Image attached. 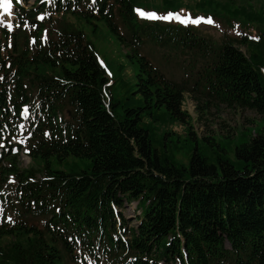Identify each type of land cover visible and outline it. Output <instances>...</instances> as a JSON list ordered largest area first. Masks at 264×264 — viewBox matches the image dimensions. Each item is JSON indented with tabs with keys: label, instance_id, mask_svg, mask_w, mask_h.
Masks as SVG:
<instances>
[{
	"label": "trees",
	"instance_id": "1",
	"mask_svg": "<svg viewBox=\"0 0 264 264\" xmlns=\"http://www.w3.org/2000/svg\"><path fill=\"white\" fill-rule=\"evenodd\" d=\"M40 1L18 6L15 18L43 13ZM134 4L54 3L93 35L95 22H102L128 49L124 58L133 81L123 79L118 65L110 83L83 28L61 26L30 55H14V44L5 55L0 39V73L12 77L10 86L0 85V139L16 130L21 107L34 105L29 154L39 162L19 170L14 157L9 168H0L1 185L8 173L16 179L9 199L18 215V221L0 225V264H62L63 253L73 258L76 245L110 264H264V129L235 146L233 162L220 154L209 162L195 149L183 164L154 149L145 127L147 119L181 122L194 139L182 109L185 93L253 110L264 120V36L244 34L216 44L191 27L141 21ZM238 15L264 21V13ZM147 43L179 53L182 61L191 56L199 67L188 79H169L142 55ZM117 82L121 98L112 92ZM62 114L69 116L62 120ZM205 141L215 144L212 137ZM68 158L87 160L88 167L76 170L73 163L69 173L52 168V160L62 164ZM131 202L139 210L134 226L123 215ZM30 219L44 222L39 227Z\"/></svg>",
	"mask_w": 264,
	"mask_h": 264
},
{
	"label": "rangeland",
	"instance_id": "2",
	"mask_svg": "<svg viewBox=\"0 0 264 264\" xmlns=\"http://www.w3.org/2000/svg\"><path fill=\"white\" fill-rule=\"evenodd\" d=\"M202 1L173 0V5L169 6L165 4L166 2L164 0H135V5L141 11L156 13L157 18L146 17L148 19L158 20L164 24L191 26L200 36L208 38L217 44L224 38L228 39V41L239 38L237 33L240 32L264 36V21L257 22L249 20L243 15H238L242 13L256 16L262 15L264 13V0H211L210 4L201 5ZM10 2L11 8L8 13H4L0 9V26L8 30L6 37L0 32V39L5 41L3 42L4 44L7 43V46L4 47L5 55H8L12 50V44H14V55H17L20 50H26L27 54H32L41 42L50 38L48 32L53 31L54 27L58 26H64L65 28L68 26L76 29L83 28L90 37L89 28L83 22L74 18V16L53 14L54 7L52 0L41 1L47 4L48 9L43 14L44 16L39 18L46 20L51 16L52 21L47 23V28L38 36L37 26L28 20L16 24L18 20H14V16L12 15L14 14L13 0H10ZM18 3H21V0ZM31 3L32 0H28L27 4L23 2V6L28 8ZM167 13L178 14L181 19H194L196 17L211 18L213 24L205 23L203 19L199 24H192L190 21L185 24L176 18L168 20L159 18ZM253 19L256 20L257 18ZM117 23L120 25L119 22ZM121 31L125 34L122 27ZM10 34H13V36ZM95 42V50L108 62V67H111L110 69L108 68L111 73V76L108 78L112 79L113 74L116 75L120 69L118 65H121L123 68L121 73L123 79L133 81L132 67L124 58V53L128 49L123 46L120 47L119 42L106 29L99 28ZM239 47L247 54L246 47ZM142 53L164 73L168 74L169 76L167 77L169 79L176 81H181L182 79H174L172 77L184 76V78H188L193 65L199 63L197 60L194 62L193 58L187 55L186 57L184 56V61H182L181 56L178 55L179 53L168 52L149 43L142 49ZM11 80V74L4 75L0 73V85L8 87L11 85ZM119 83L117 82V85H114L112 89L113 95L117 98H121L122 96V90H120L122 84L120 85ZM127 101L128 99L124 97V102ZM184 101L185 108L183 106L182 109L190 116L188 121L192 126L191 132L197 140H194L195 138L193 139L188 135L189 125H185V123L167 122L166 124L164 120L151 122L150 119H147L145 122V127L149 131L153 148L159 153L165 154L171 161L176 163L187 164L190 155L195 149L205 156L209 162L215 163V158L218 154L224 155L230 162H233L235 160V146L248 141L251 137L250 135L255 136L257 132L264 129V120L253 110L229 107L226 103L200 94L190 95L189 93H185ZM66 118H68V115L62 114V119ZM21 119L22 124L18 127L16 135L6 139L7 141L0 140V145L3 146L2 150H0V168L4 170L11 166L14 157H16V167L19 170L38 167L39 162L37 160H32L29 154L25 155V152H28L30 135L28 119L26 118L24 110L21 113ZM165 132H169L171 135L165 137ZM211 137L214 139V145H212L213 140L212 143L205 141ZM73 163L77 165L76 170H83L88 167L87 160L68 158L62 164L52 160V168L69 173L73 168ZM14 184L15 179L12 175H8L6 184L2 186L6 189L7 195L10 194ZM136 204L134 202L126 204L123 209V215L126 221H128V226L135 225V218L139 213ZM17 218L16 209L0 200V223ZM30 222L36 223L41 227L43 219H30ZM3 242L5 243L6 241L3 240ZM74 254L76 261L73 262L64 258L62 264H110L108 258L102 254H98L96 258H92L81 247L75 250Z\"/></svg>",
	"mask_w": 264,
	"mask_h": 264
},
{
	"label": "snow or ice",
	"instance_id": "3",
	"mask_svg": "<svg viewBox=\"0 0 264 264\" xmlns=\"http://www.w3.org/2000/svg\"><path fill=\"white\" fill-rule=\"evenodd\" d=\"M11 8V2L10 0H0V9L3 10L4 13H8L9 10ZM134 11H136L140 16L142 17H148V18H157V15L155 12H145V11H141L140 8H136L134 9ZM160 19H171V18H176L178 20H180L181 23H188L189 21L192 24H199L201 23L202 19L203 22L208 23V24H213V20L211 18H201V17H196L194 19L192 18H187V19H181L180 16L178 14L175 13H167L161 17H159ZM237 35H242L241 33H237ZM251 39H258V37H251Z\"/></svg>",
	"mask_w": 264,
	"mask_h": 264
}]
</instances>
